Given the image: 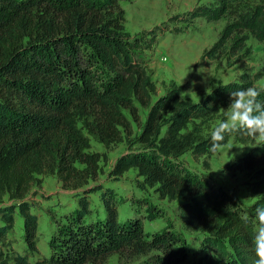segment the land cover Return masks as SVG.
Returning <instances> with one entry per match:
<instances>
[{"label": "trees", "instance_id": "16d2710c", "mask_svg": "<svg viewBox=\"0 0 264 264\" xmlns=\"http://www.w3.org/2000/svg\"><path fill=\"white\" fill-rule=\"evenodd\" d=\"M121 1L0 0V264H107L112 253L131 264L188 260L185 238L173 227L149 235L141 215L120 220L115 190L98 182L108 156L92 150L93 140L105 147L125 141L128 149L110 174L118 178L133 169L141 188L179 202L183 227L199 243L197 264H253L254 209L264 205V141L238 129L220 142L233 137L251 145L225 167L229 174L244 172L254 199L249 209L180 158L216 152L212 121L225 119L230 92L237 89L255 87L264 100V88L255 86L264 68L221 82L197 100L183 98V87L175 82L159 93L142 57L159 34L127 31ZM188 14L240 17L225 25L202 59L226 52L242 60L251 54L249 34L264 41V0L242 6L215 0ZM204 165L210 168L207 160ZM39 175H55L64 188L82 189L78 206L50 236L49 256L40 254L39 215L30 197ZM97 192L103 213L91 205L89 196ZM19 216L23 251L11 237Z\"/></svg>", "mask_w": 264, "mask_h": 264}, {"label": "rangeland", "instance_id": "374dc122", "mask_svg": "<svg viewBox=\"0 0 264 264\" xmlns=\"http://www.w3.org/2000/svg\"><path fill=\"white\" fill-rule=\"evenodd\" d=\"M247 1L261 2V0H235V3H240L242 6ZM214 2L215 0L121 1L126 13L127 31L136 35L144 30L154 29L155 33L159 34L153 47L142 54L159 93L167 89L171 82H175L183 87V98L190 97L197 100L221 82L236 80L244 72L255 73L264 68V41L258 40L251 34L247 40L251 54L247 58L239 60L238 57L229 56L226 52L221 53L217 59L201 58L204 50L211 48L220 38L225 25L236 18L240 19L239 16H227L219 20H209L204 16L191 18L192 16L188 14L198 6L211 7ZM159 25L169 29L177 26L178 30L163 31L157 29ZM255 86L264 88V75L255 82ZM141 114L145 117L146 111L142 108ZM221 120L217 118L212 121L210 129ZM135 130L138 131L136 126ZM250 148V144L237 143L231 137L213 154L195 157L188 152L180 160L188 169L203 174L217 188L226 190L249 209L254 199L250 196L244 172L229 174L225 171V167L231 159L243 155ZM127 149L125 141L110 147L92 141V150L104 152L108 156V161L103 163L104 172L98 182L115 190L119 200L120 220L124 221L134 214L141 215L145 231L149 235L163 230L166 226L173 227L185 238L189 249L188 260L183 264H197L199 243L196 236L186 232L183 227L177 208L179 202L162 199L151 188H141L138 185L141 178L133 169L118 178L110 174L116 159ZM205 160L210 163V168L205 167ZM38 178L39 182L33 185L30 197L35 203L34 210L39 215L40 254L49 256L50 236L63 215L78 206L77 193L82 189L64 188L55 175H39ZM89 197L92 207L97 212L103 213L104 207L99 193H91ZM17 222L11 237L15 241L14 247L23 251L26 244L22 236L23 224L20 216ZM37 256L41 258L40 255ZM107 264H131V261L127 262L118 253H112L108 257Z\"/></svg>", "mask_w": 264, "mask_h": 264}, {"label": "clouds", "instance_id": "9594fccd", "mask_svg": "<svg viewBox=\"0 0 264 264\" xmlns=\"http://www.w3.org/2000/svg\"><path fill=\"white\" fill-rule=\"evenodd\" d=\"M261 90L255 87L240 88L230 92V103L225 113V119L211 128V149L216 151L221 147L225 134L238 129H244L250 136L264 141V100L260 99ZM256 221L252 244L255 253L253 264H264V205L254 209Z\"/></svg>", "mask_w": 264, "mask_h": 264}]
</instances>
